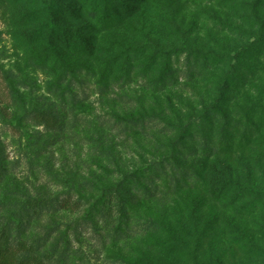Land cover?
I'll return each instance as SVG.
<instances>
[{
	"label": "trees",
	"instance_id": "obj_1",
	"mask_svg": "<svg viewBox=\"0 0 264 264\" xmlns=\"http://www.w3.org/2000/svg\"><path fill=\"white\" fill-rule=\"evenodd\" d=\"M160 1L38 2L39 6L26 17V24L35 27L29 38L34 49L31 59L51 76L59 75L48 87L60 98V105L56 108L55 103L38 101L40 107L33 109L32 117L46 128L61 131L70 102L74 100L71 88L75 75L93 72L101 59L103 89L141 79L149 100L155 103L168 100L167 106L171 114L173 111L176 114L175 119L164 113L161 104L159 110L150 107L143 113L116 116L122 120L123 132L131 134L132 139L146 137L142 145L149 148L148 156L140 155L141 162L127 171L116 165L122 179L111 183L113 171L97 164L101 169L99 177L94 175V180L88 182L91 192H99L100 198L88 205L89 221L100 217L104 226L114 230L112 246L126 243L138 234L132 233L128 223L127 211L131 204L172 197L173 217L165 213L162 221L148 220L140 226L148 236L168 230L174 247L167 253H175L180 259L169 256L165 264H189L190 261L191 264H223L224 256L232 257L236 250L250 257L261 252V248L260 240L250 232L249 220L257 215L264 220V0H197L196 3L165 0L166 7L162 10L155 3ZM194 5L202 11L201 18L212 25L205 30L206 40L193 35L198 29L197 22L185 13ZM208 7L218 13H210L206 10ZM179 16L182 22L177 25ZM158 21L173 29L161 34ZM190 21L194 25L190 23L183 28ZM120 28L126 29L128 36L115 38L109 46L101 44L106 34ZM163 35L169 36L164 42ZM227 36H247L248 40L223 45ZM183 55L185 66L181 75L172 61ZM185 89L189 90V97L181 92ZM174 99L178 100L176 104ZM183 100H188L186 105ZM152 119L163 120L164 126L163 131L149 138L143 133ZM99 144L104 147L101 140ZM245 150H256L262 155L259 180L234 166V156ZM110 153L106 156H111ZM2 154L0 149V184L7 176ZM166 165H173L174 175L169 178L167 175L164 184L158 186L156 179H163ZM139 185L140 195H136L135 187ZM76 191L80 196L76 201L69 203L66 196L56 206L59 199L46 197H31L18 207L0 202L9 219L3 221L5 216L0 219V264H44L37 255L42 249L41 243L28 240L30 237L37 240L31 231L32 224L42 218L46 209L50 210V216L79 212L88 200L83 191ZM54 225L48 228L46 240L50 243L60 233L52 249L56 257H63L61 264H66L70 249L67 232L73 227L69 223L61 231L60 225ZM102 244L106 251L107 241ZM152 245L156 251L158 246L166 248L156 242ZM187 246L193 250L184 254ZM205 248L212 254L209 261L199 257L204 256ZM43 252L52 258L47 249ZM131 257L118 254L112 259L118 264L143 263L140 258Z\"/></svg>",
	"mask_w": 264,
	"mask_h": 264
},
{
	"label": "rangeland",
	"instance_id": "obj_2",
	"mask_svg": "<svg viewBox=\"0 0 264 264\" xmlns=\"http://www.w3.org/2000/svg\"><path fill=\"white\" fill-rule=\"evenodd\" d=\"M182 1L197 2V0ZM38 2L41 3L42 0H38L37 3L32 0H0V149L3 152L2 156L6 161L7 169V176L0 184V202L18 207L31 197H46L59 199L54 204L56 206L60 204V200L67 199L66 196H68L69 203L76 201L79 196L76 189L83 191L82 194L86 196L88 202L84 201L87 205L79 212L50 216L48 215L50 210L46 209L41 219L33 220L31 231L37 235V240L35 237H30L28 240L41 243L42 249L37 255L44 264H61L60 259L63 258L62 256L56 257L52 249L60 233L53 236L50 243L46 240V232L48 228L55 227L54 223L61 226V231H64L69 223L73 227L67 232L70 249L67 253L66 264H118L112 259H115L118 254L129 258H132L131 256L140 258V261L143 260L142 264H165L169 256L180 259L175 253H167L174 247V244L170 242L168 230L148 236L140 227L148 220L162 221L165 213L173 217L175 212L171 209L174 200L172 197L166 200L154 199L131 204L127 211L130 221L128 223L132 233L138 232V234L131 237L128 242L114 246L110 243L114 230L110 231L111 228L104 226L103 219L100 217L90 222L88 208L89 204L100 198L99 192H91L92 186L88 182L94 180V175L100 174L101 169L97 164L105 165L113 171L110 178L111 183L122 179L119 177L121 176L119 168L126 170L128 167H134L141 162L140 155L148 156L146 151L149 148L142 145V141H147L143 140L146 137L140 135L132 139L131 134L128 136L123 132V125H120L122 120L117 119L116 116L122 117L121 113L128 114L137 111L143 113L145 110L149 111L150 107L159 110V104L164 113L172 117L171 120L175 119L176 114L174 111L170 113L167 106L168 100L163 99L160 103L149 100L150 95L143 90L145 84L141 79L134 80L131 84L120 83L103 89L101 59L95 64L93 72L75 75L74 87L71 88V97L74 100L70 102L61 131L46 128L43 123L33 118L31 112L40 107L38 101H42L43 104L55 103L56 108L60 105V98L56 93L50 92L48 87V84L55 82L59 75L51 76L47 69L36 66L31 59L34 49L29 38L31 37L30 32L35 27L31 23L26 24V17L39 6ZM175 2L178 4V1ZM155 3L161 10L166 7L165 0ZM197 7V5L189 7L185 13L188 18L192 17L197 22L198 29L197 32H193V35L196 34L199 39L206 40L208 34H205V30L212 25L201 18L202 11L196 10ZM206 10L212 14L218 13L215 8L208 7ZM181 22V16H179L177 25ZM158 23L161 34L173 29L171 25L164 24L163 21H158ZM190 23L194 25L193 21H190L188 25L183 24V28L186 29ZM124 28L106 34V40L101 44L109 46L108 43L115 38L128 36ZM166 37L169 36L163 35L161 40L164 42ZM242 39L246 41L248 37L227 36L222 44L232 45L240 43ZM184 57L185 55L172 61L180 74L184 71ZM65 85L66 83L63 86ZM181 92L186 97L190 96L188 89ZM172 101L176 104L178 100ZM187 101L183 100V105H186ZM72 103H77V105L74 106ZM163 126V120L152 119L147 123V129L143 134L153 138L155 132L163 131ZM100 140L104 143V147L99 144ZM110 151L117 159L116 162ZM109 153L111 156H106ZM259 157L262 155L258 151L245 150L234 156V166L259 180L262 173L259 167L261 162ZM116 165H119V168ZM172 168L173 165L165 166L166 172L163 179H156L158 186L164 184L163 180L167 178V175L168 178L174 175ZM69 173L73 175V179L69 178ZM135 188L137 189L135 190L136 195H140V185ZM183 210L190 215L189 211ZM7 215V211L0 207V219L5 216L3 221L9 220ZM11 227H15V224ZM249 227L250 232L260 240L258 244L261 252L248 257L244 255V251L236 250L233 251L232 257L224 256L223 264H264V220L257 215L249 220ZM103 241H107L106 251L102 248ZM155 242L166 248L158 246V251H156L154 248L156 245H152ZM46 249L51 253L52 258L43 255ZM191 249L193 250V247L187 246L184 254H188ZM205 249L204 256L199 257L204 261L205 259L209 261L212 254L207 248ZM142 254H147V257ZM161 255H166V257L160 259ZM191 263L190 261L189 264Z\"/></svg>",
	"mask_w": 264,
	"mask_h": 264
}]
</instances>
